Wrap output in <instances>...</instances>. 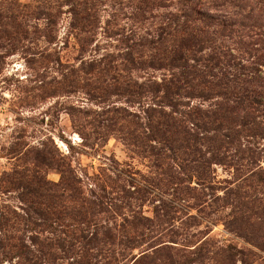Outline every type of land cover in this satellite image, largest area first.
I'll return each mask as SVG.
<instances>
[{
	"label": "rangeland",
	"instance_id": "1",
	"mask_svg": "<svg viewBox=\"0 0 264 264\" xmlns=\"http://www.w3.org/2000/svg\"><path fill=\"white\" fill-rule=\"evenodd\" d=\"M240 1L222 0L223 8L246 15L264 4L245 0L240 10ZM142 3L0 0V264H264V126L230 136L209 125L186 143L162 135L158 117L149 122L145 111L162 103L140 86L166 72L131 69L122 39L153 33L178 5L152 15L139 13ZM250 24L246 32L257 30ZM247 34L214 42L238 57L242 73L264 70V37ZM216 101L184 99L180 107L209 109ZM24 170L43 179L44 196L52 184L71 195L64 187L76 177L75 194L96 202L88 219L64 197L74 216L44 224L40 206L23 196L30 175L20 187L3 182Z\"/></svg>",
	"mask_w": 264,
	"mask_h": 264
},
{
	"label": "trees",
	"instance_id": "2",
	"mask_svg": "<svg viewBox=\"0 0 264 264\" xmlns=\"http://www.w3.org/2000/svg\"><path fill=\"white\" fill-rule=\"evenodd\" d=\"M175 1L178 5L176 12H169L167 17L159 21L153 33L136 39H122L127 42L129 48L125 54V61L131 64L133 67L131 69L141 64L146 67L145 69L166 72L160 81H151L144 87L140 86L142 89L146 88L145 92L150 93L154 99L158 98V103H162L153 104L145 111L149 122L152 123L153 119L158 117L155 127L160 129L162 135L165 133L180 135L186 143L194 133L196 134L194 130H206L209 125L210 129L214 128V130H230L232 132L230 136L235 135L234 129L237 127L245 128L249 124L254 127H260L261 124L264 126V70L257 67L242 73L237 67L238 57L230 52L219 51L220 47L214 42L216 37L238 34L245 36L246 33L264 37V4L257 9V12H255L256 7L255 9L251 7L246 15L238 11H226L227 9L223 7L227 5L222 0H209L208 4L202 3L203 0H158V2L143 0L142 7L137 8L139 13L143 11L153 15L154 10L158 8L173 7L172 3ZM240 2L237 7L241 10L245 0ZM229 4L232 5L231 2ZM148 20L139 19L138 25L143 26ZM251 22L257 23V26L252 25V27L258 28L246 32V29L251 27L248 26ZM53 40L52 38L51 41ZM85 42L88 40L82 39L83 50ZM207 48L211 50L206 54ZM135 50L139 55L135 56ZM94 64L95 61H92L89 65ZM115 83H117L114 84L116 90L121 92L125 89L120 82ZM140 87L135 86L130 89L128 86L126 92L130 89L132 95L140 94ZM184 99L198 101L217 99V101L210 104L209 109H203L201 105L190 106L189 103H185V106H188L187 112L180 107ZM259 110L262 112L260 116L262 123L256 120V112ZM137 118L136 115H130L127 121L134 126L138 124ZM233 140L231 139L230 142ZM39 157L41 155L34 156L36 164L39 162ZM45 165L51 166L53 162L48 161ZM29 173H31L29 170L17 171L15 172L17 177H7L3 182L10 187H20L19 179L27 177ZM66 173L68 172L62 171V180L65 179ZM30 177L26 182L28 185L25 184L26 193L23 196L24 199H28L25 201L31 207L40 206L35 214L44 224L59 220L66 214L73 215L60 203L64 197L72 202L71 205L78 204L77 212L83 221L88 219V215L95 208V201L75 194V184L79 181L74 176L69 175L66 180L64 188L72 190L71 195L68 196L53 191V188L57 187L55 184H52V193L44 196L43 179L37 178L34 174ZM91 241L92 238H88L86 242L91 243ZM20 249L23 250L24 245H21Z\"/></svg>",
	"mask_w": 264,
	"mask_h": 264
}]
</instances>
